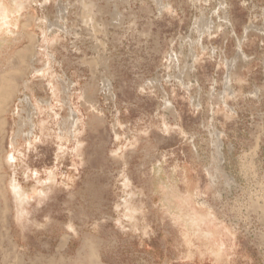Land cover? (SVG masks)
Wrapping results in <instances>:
<instances>
[{
	"label": "rangeland",
	"instance_id": "rangeland-1",
	"mask_svg": "<svg viewBox=\"0 0 264 264\" xmlns=\"http://www.w3.org/2000/svg\"><path fill=\"white\" fill-rule=\"evenodd\" d=\"M83 1L0 0V264H264V0Z\"/></svg>",
	"mask_w": 264,
	"mask_h": 264
},
{
	"label": "bare ground",
	"instance_id": "bare-ground-1",
	"mask_svg": "<svg viewBox=\"0 0 264 264\" xmlns=\"http://www.w3.org/2000/svg\"><path fill=\"white\" fill-rule=\"evenodd\" d=\"M82 5H83V9L85 10V13L83 15L84 18H85L84 21L86 23L88 22V24H89L91 21H93L92 14L89 13V11H91V9H92L90 7L93 6V2L89 1L88 4H87L86 1L82 0ZM120 19H121V16L117 15L116 16V21L119 22ZM8 66H9V72H7L6 69H5L6 70V74L5 75H1L2 73L0 72V79H2V81H3V84L0 87V112H2L4 110V105L7 103L6 102L7 99L10 98V96L12 95V92L16 89V86H17V84H15L16 83L15 80L13 79V75H14L13 71H15V66L13 65V62L9 63ZM1 70H3V69H1ZM3 123L4 122H0V130H1L2 126H3ZM4 184H5V181H4L3 177H2V175L0 174V192H1V195L3 197H4V194L2 192V189L4 188ZM12 188L15 191L14 193L18 197L20 195V192H19V188L17 187L16 183H13Z\"/></svg>",
	"mask_w": 264,
	"mask_h": 264
}]
</instances>
